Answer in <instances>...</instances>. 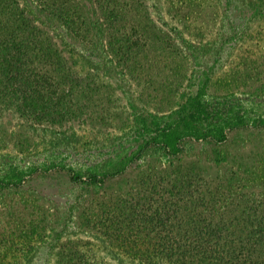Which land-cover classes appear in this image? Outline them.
<instances>
[{"label":"rangeland","instance_id":"374dc122","mask_svg":"<svg viewBox=\"0 0 264 264\" xmlns=\"http://www.w3.org/2000/svg\"><path fill=\"white\" fill-rule=\"evenodd\" d=\"M0 42V264H142L104 233L149 204L264 222V128L176 135L264 123V0H0Z\"/></svg>","mask_w":264,"mask_h":264},{"label":"trees","instance_id":"16d2710c","mask_svg":"<svg viewBox=\"0 0 264 264\" xmlns=\"http://www.w3.org/2000/svg\"><path fill=\"white\" fill-rule=\"evenodd\" d=\"M38 37L45 36L41 31L33 34L31 30H26L24 34L20 35L19 42L30 39L41 47ZM0 47L2 49L0 51L1 74L16 78L21 75L20 73H23V70L27 71V69L21 68L20 63L22 54L26 57L25 53L22 52L23 46L12 45L9 47L7 44L3 46L0 42ZM45 51L48 52L45 54L46 59L51 54H56L48 48ZM43 53L41 51V54ZM38 55L39 53L33 54L37 59L44 60L39 58ZM203 113H206L205 115L209 114L206 110L204 112L195 110L191 115L199 117V114ZM246 126L251 129H261L264 128V123L251 125L230 123L227 127L212 126L209 128L189 126V129L186 126L179 127L178 125L176 135L177 138L190 134L202 138L214 137L215 134L225 137L227 129H240ZM180 151L181 147L170 152L176 154ZM121 172L118 170L103 172L102 174L92 173L88 175V183L101 185L108 179L118 176ZM71 178L72 180H78L82 176L72 174ZM11 184L10 181L0 180L1 188H7ZM210 198L214 202L217 201L221 210V200L216 191H213ZM166 209V207L160 208V206L154 209L152 204L143 205L142 216L138 217L141 222L136 223L134 226L132 221H129V225H122L120 217L126 219L127 215L120 211L119 218L116 217L120 224H117L116 227L117 220L114 221L110 218L111 230L106 231L104 234L107 238L119 241V245L123 248L121 251L128 255L129 259L142 262V264H264V222L228 223L220 217L215 219L207 217V220H204L197 214L193 219H190L191 223L183 224L180 217L175 220L177 222L170 221L168 218V210L170 209ZM180 209L178 207L175 212ZM210 210L213 213L218 212V209L215 208L214 210V207H210ZM254 225L257 226L260 233L255 232ZM140 229L142 234L139 232ZM247 230H250L251 233H248ZM167 231H174V233L171 234Z\"/></svg>","mask_w":264,"mask_h":264}]
</instances>
